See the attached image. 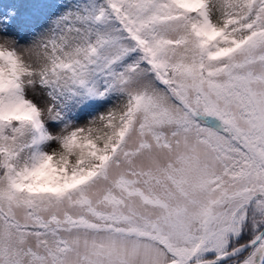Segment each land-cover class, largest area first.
Returning a JSON list of instances; mask_svg holds the SVG:
<instances>
[{"label":"snow or ice","instance_id":"snow-or-ice-1","mask_svg":"<svg viewBox=\"0 0 264 264\" xmlns=\"http://www.w3.org/2000/svg\"><path fill=\"white\" fill-rule=\"evenodd\" d=\"M0 264H264V0H0Z\"/></svg>","mask_w":264,"mask_h":264}]
</instances>
